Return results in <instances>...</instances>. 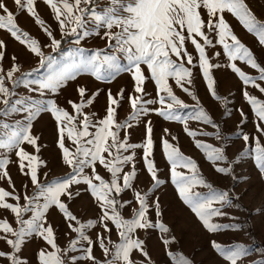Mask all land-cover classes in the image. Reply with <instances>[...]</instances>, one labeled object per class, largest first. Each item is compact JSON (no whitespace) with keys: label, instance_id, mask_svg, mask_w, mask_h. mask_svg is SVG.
I'll return each mask as SVG.
<instances>
[{"label":"snow or ice","instance_id":"snow-or-ice-1","mask_svg":"<svg viewBox=\"0 0 264 264\" xmlns=\"http://www.w3.org/2000/svg\"><path fill=\"white\" fill-rule=\"evenodd\" d=\"M13 3L16 14L26 12L32 17L48 42L41 44L22 31L14 12L0 0V29L23 45L24 55L38 65L24 70L21 56H9L6 42L0 39V182L6 185L0 186V241L4 244L0 264H196L172 250L178 241L163 220L166 209L158 193L164 181L154 159L157 143L170 166L176 198L203 230L214 234L244 227L218 220L236 221L227 209L242 210L249 195L247 188L235 190L248 180L235 171L244 159L254 161L264 195L261 0H107L102 9L96 0H43L55 27L41 18L37 0ZM228 16L255 38L259 54L242 42ZM92 37H100L103 46L84 47L82 42ZM45 48L51 51L46 53ZM53 53L75 59L61 64ZM41 68L46 74L36 76ZM229 70L238 78V90L249 108L245 111L242 105L237 109L234 134L244 147L234 159L227 154L231 135L223 132L214 108L202 103L194 87L202 79L206 95L224 109L222 119L226 122L234 113L228 107V97L219 93L217 73ZM251 70L254 74H249ZM121 74H130V80L115 93L96 86L95 82L111 84ZM170 80L190 103L174 92ZM69 82L72 95L61 105L54 97L66 90ZM149 84H154L155 95L148 91ZM21 87L27 90L26 95L17 91ZM102 92L106 107L99 112L94 102ZM122 102L130 104L131 114L118 121L117 109L123 107ZM42 113L50 114L53 121L58 149L55 162L68 169L61 176L50 178L52 168L42 158L47 145L33 132ZM153 113L164 121L181 124L182 132L204 153L215 173L231 178L232 185L226 190L214 187L202 174L197 159L181 150L178 135L169 127H162L157 141L149 118ZM16 115L21 119H10ZM189 121L198 122L200 127H190ZM134 122L143 124L141 142H130ZM250 122L254 126L246 132ZM198 137L221 143L214 147ZM13 154L15 159H11ZM13 165L19 185L11 175ZM144 176L148 183L142 187ZM77 203L90 209L91 217L78 216L73 210ZM253 215L264 217V203ZM154 231L160 233L161 251L167 259L153 258L150 240ZM61 234L64 246L58 242ZM32 238L43 243L30 258L25 248ZM210 246L216 255L213 264H242L249 255V247L240 243L222 245L213 239ZM259 256L249 264H264V249L259 250Z\"/></svg>","mask_w":264,"mask_h":264},{"label":"rangeland","instance_id":"rangeland-1","mask_svg":"<svg viewBox=\"0 0 264 264\" xmlns=\"http://www.w3.org/2000/svg\"><path fill=\"white\" fill-rule=\"evenodd\" d=\"M4 2L8 5L10 10L14 12L15 22L22 31L28 32L32 38L37 39L41 44L48 42L46 35L42 32V30L35 23L32 17H30L26 12H20L19 14H16V8L13 0H4ZM261 2L264 3V0H261ZM96 3L98 9H102L107 3V0H96ZM37 10L41 15V18L45 20L47 25L55 27V21L50 14L51 10L43 4V0H37ZM228 18L230 20V23L234 26V31L238 34L239 38H241L242 42H244L246 46L252 47L254 51L259 54V46L255 41V38L251 34L246 33V31L241 25H239V22L236 21L235 18H232L230 16H228ZM259 18L264 19V15H260ZM0 39H3L6 42L7 53L9 56L12 54H18L21 56L24 70H28L32 67L38 66L35 59H28L24 55V46L16 41L6 30L0 29ZM82 43L86 48L103 46V41L100 39V37L88 38L86 42ZM67 47V45H64L65 50L67 49ZM44 50L46 53L51 51V49L49 48H45ZM217 50L222 52V48H220V46H217ZM189 51H194V48L190 46V42ZM53 55L57 56V60L61 64L69 63L72 59H75L72 57H64L61 54L57 53H53ZM237 63L239 66V62ZM4 67H8L7 60H5L4 62ZM45 74L46 69L41 68L36 76H43ZM249 74H254V70L249 71ZM217 76L221 80L219 93L228 97L230 101L228 107L232 108V111L234 113V115L228 118L226 122L224 121V119H222V113L224 109L218 105V102L213 101L210 95H206V85L202 82V79L197 80L194 87L197 88L198 94L202 97V103H204L206 107L212 106L214 108L215 118L221 121L223 132L226 135H231L232 139L229 142L227 154L230 159H234L238 152L244 147L242 139L234 134L236 131V123L239 119L237 109H239L242 105L244 106L245 111H249V108L246 102L242 100L241 92L238 90L240 87V85L238 84V78L234 77V74H230V70L228 73L219 72L217 73ZM129 80L130 74H121L111 84H106L103 82L95 83L96 86L103 89L104 92H106L108 88H111L113 93H115L119 86H123L124 84L128 83ZM169 83L173 86L174 92L182 99H185L186 103L191 102L190 98H188L186 94L175 87L174 81L170 80ZM17 91L20 93H24L25 95L27 94V90L23 87L17 89ZM148 91L155 95L154 84L148 85ZM104 92H102L101 95L97 98V101L94 102L95 109L99 112H103L104 108L106 107V95L104 94ZM70 95H72L71 82H69L66 90L62 91L61 94L54 98L57 99V102L59 104L63 105L65 97H68ZM122 103L123 107L117 109L118 121L127 119V116L131 114L130 104L124 102ZM183 114L186 115L187 110H185ZM149 118L153 120L157 141L159 139L162 127H169L170 129H172L173 134L178 135L181 150L186 155H191L193 156V158L197 159L198 163L201 164L202 174L210 183L213 184L214 187L226 190L232 185L233 182L231 178H224L215 173L214 168L211 166L210 162L206 160L204 153L201 150L197 149L192 139L187 137L186 134L182 132L181 124L177 122L164 121L162 118L157 117L154 113L151 114ZM10 119L18 120L21 119V116H12ZM252 120L254 121V117L252 118ZM189 126L194 128L200 127V125H198V122L196 121H189ZM253 126V123L250 122L248 123L247 127L244 128V130L246 132L251 131ZM134 127L135 131L130 137V142H141V137L144 135L143 124L141 123L139 125H136L134 122ZM52 128L53 121L50 119V114L47 113H42L41 117L34 122L33 127V132L35 134H39L42 138V142L47 145L45 149H42V158L47 159L49 161V166L52 168L50 178L61 176L68 171L67 168L59 166L55 162L58 149L54 143ZM206 130L213 131L208 128H206ZM198 139H201L205 143L211 144L214 147L220 146L221 143L210 137H198ZM138 151L142 154V149ZM11 159H15L14 154L11 156ZM154 159L158 167V176L162 181H164V183L161 185L160 192L158 193L162 194V200L166 209L163 220L165 223L172 227L174 234L177 236L178 242L174 246H172V250L174 252H176L177 254H182L189 259L195 260L196 264H213V261L216 259V255L211 249L210 241L214 239L222 245L240 243L249 247V255L244 258L242 264H249L250 261H254L260 258L259 250L264 249V217L253 215V213L255 212V209L259 208L261 204L264 203V195L261 194V186L257 180L258 170L255 168L254 161L251 158L244 159L241 163L236 165L235 168V171L238 175L242 174L243 176L248 178L246 183L239 184L235 190L240 191L244 188H247L249 192V195L245 197L242 202V210L227 209V211L236 216L238 219L236 221H230L226 218L223 220H218V222L222 223H241L244 225V227L238 231H226L214 234L207 233L205 230H203L190 210L183 208L179 200L176 198L174 186H172L170 183V166L167 164L166 159L162 156V151L158 143L154 145ZM10 171L13 179L19 185V175L16 167L14 165L11 166ZM147 183L148 178L146 176L141 177V186L143 187L144 185H147ZM0 186L6 185H3V182H0ZM73 210L78 216L87 214L88 217H91L92 215L90 209H88L86 206H82L81 203H77L74 206ZM55 219L58 220L59 218L56 217ZM159 236L160 233L158 231H154L150 240V248L154 249L153 258L157 260L167 259L163 251H161L162 242L159 240ZM58 242L61 246H64L66 244V240L63 237V234H61V238ZM42 243V241L35 238L30 239L25 248V253L31 258L32 254ZM3 248L4 244L2 241H0V250H2ZM95 254L97 256L100 255L99 251H95ZM169 264H171L170 261Z\"/></svg>","mask_w":264,"mask_h":264},{"label":"trees","instance_id":"trees-1","mask_svg":"<svg viewBox=\"0 0 264 264\" xmlns=\"http://www.w3.org/2000/svg\"><path fill=\"white\" fill-rule=\"evenodd\" d=\"M62 47L64 48V45H62Z\"/></svg>","mask_w":264,"mask_h":264}]
</instances>
